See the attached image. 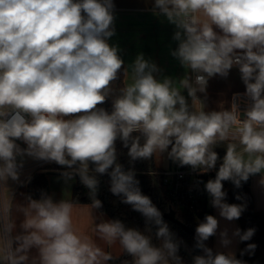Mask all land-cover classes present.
<instances>
[{"label": "clouds", "instance_id": "1", "mask_svg": "<svg viewBox=\"0 0 264 264\" xmlns=\"http://www.w3.org/2000/svg\"><path fill=\"white\" fill-rule=\"evenodd\" d=\"M113 8V0H0V185L19 182L25 157L55 162L69 169L62 173L66 181L79 176L91 208L100 209L94 173L107 174L111 193L141 213L146 226L156 227L160 244L119 219L102 217L94 227L97 237L109 246L118 243L132 258L130 264H182L178 243L161 212L142 194L135 171L117 162L116 142L128 149L130 161L166 152L179 166L202 173L217 168L221 158L214 149L227 142L215 178L204 187L220 217L239 219L245 206L225 202L223 182L239 188L259 174L264 186V0H154L153 10L177 29L178 46L171 55L194 74L179 82L158 79L159 69L142 54L124 68L118 48L108 43L115 34ZM233 67L249 101L244 119L235 102L239 93L219 111H205L197 95L206 92L210 78H226ZM122 69L124 75L130 69L132 82L119 89L111 112L106 111L98 105L113 94ZM26 199L17 205L22 231L13 235L16 224L7 219L0 226L2 264H29L33 248L38 255L31 264H109L114 259L75 228L72 202H57L45 193ZM218 227L213 215L198 224L196 247L203 254L193 264H243L232 252L214 253L205 245ZM254 232L236 228L232 238L248 241ZM219 236L223 247L232 243L227 229ZM255 247L248 244L245 251Z\"/></svg>", "mask_w": 264, "mask_h": 264}, {"label": "crops", "instance_id": "2", "mask_svg": "<svg viewBox=\"0 0 264 264\" xmlns=\"http://www.w3.org/2000/svg\"><path fill=\"white\" fill-rule=\"evenodd\" d=\"M113 4L115 34L109 38L108 43L118 48V54L124 60V68H128L136 60L137 56L142 54L145 60L154 63L159 69V72L156 73L158 79L162 80L168 77L179 82L186 75L192 79L193 73L185 69L171 55V52L178 46V41L173 39L177 29L175 25L160 15L158 10H153L154 0H113ZM131 82L129 69V74L124 75V85L126 86ZM209 84L210 81L207 87H209ZM181 91L189 104L190 97H188L187 90L182 89ZM220 94L215 88H211L210 91L207 90L205 97H201L205 111H207L206 108L208 107L206 104L207 97L219 96ZM216 107L220 110L221 103H217ZM226 145L227 142L224 145L215 147V149L225 152ZM36 161L37 159L23 161V166L19 169V182L9 179L5 185H0V226L5 222V219L8 222H14L16 229L13 235L22 231L19 225L23 216L18 211L17 205H25L27 203L26 182L31 176H29L32 170L30 165ZM53 163L55 162H51L49 165L46 164L40 171L47 173L49 196H52L54 201L57 202L61 199L69 201L75 184V177L66 181L62 173L69 170L56 163L55 166H52ZM172 163L173 161L168 158L166 152L161 154L159 158L154 157V166L158 171L169 168ZM259 180V174L250 177V191L253 196L255 211L264 212V186L259 184ZM209 205L212 215L219 221L217 234L212 236L213 251L215 253L232 252L236 257L240 249V241L238 238H232V232L239 228L237 220L227 221L219 216L218 209L212 207L210 203ZM72 215L74 226L80 233L89 236L98 246L106 252H110L113 257H118L122 254L118 243L109 246L100 240L94 232L95 224L100 222L101 217L104 220H110L107 215L99 212L98 209L91 208L90 204H73ZM225 229L228 230L229 237L232 238V243L227 248L220 244L219 236V233ZM37 255L35 248L30 250L29 264H31V258ZM2 256L3 253L0 252V257ZM0 264H2V261H0Z\"/></svg>", "mask_w": 264, "mask_h": 264}, {"label": "trees", "instance_id": "3", "mask_svg": "<svg viewBox=\"0 0 264 264\" xmlns=\"http://www.w3.org/2000/svg\"><path fill=\"white\" fill-rule=\"evenodd\" d=\"M124 70L122 69L118 75V79L113 83V94L108 97L105 103L98 105V107L104 108L106 111L111 112L112 100L115 95L118 94L119 89L124 87ZM67 118V117H66ZM135 135V134H134ZM117 160L124 170L133 169L136 173L135 178L139 181V187L142 194L147 195L153 205L155 204L156 196L153 191V177L158 182L159 191L162 202L157 208L161 214L163 220L168 224L170 232L173 234V239L178 245L190 253L202 255L201 249L196 247L195 229L198 222H202L206 215H212L211 208L208 202V193L205 190L203 201L197 210H180L172 206L166 192L161 186L160 177L154 172L158 170L154 166V157L148 160H136L130 161L128 156V149L123 147L121 141L116 142ZM219 157L222 158L225 152L220 149H215ZM56 164L53 163L52 166ZM94 165L90 164V169ZM217 168L211 172H208L204 179L207 182L209 179H214ZM69 170V169H68ZM99 181L97 199L102 202V207L98 209L99 212L108 216L110 220L119 219L126 227L135 228L146 235H151L152 243L159 246L160 241L156 238V227L152 225L146 226V221L143 215L132 209L131 205L122 203V196H116L110 191V177L107 174L94 173ZM153 174V175H152ZM47 173L35 172L26 182V193L33 199H39L42 193L49 195L48 181L46 178ZM153 176V177H152ZM75 184L72 189L70 202L73 204H91L89 197V190L80 182L78 175H75ZM223 190L226 192V203L229 204H242L245 206L241 217L236 219L241 231H246L249 228L255 229L254 235L248 241L240 242V249L236 258L241 260L243 264H264V212L255 211L253 204V196L250 191V178L247 182H242L239 188L235 187L231 181L223 182ZM240 196L241 199H236ZM146 227H151V232L146 231ZM209 248H212V237L204 242ZM248 244L256 245L253 252L245 251ZM214 252V251H213ZM215 253V252H214ZM182 261H187V257L178 248L177 253ZM132 258L125 253H122L118 257H114L109 264H125V262H131Z\"/></svg>", "mask_w": 264, "mask_h": 264}, {"label": "built area", "instance_id": "4", "mask_svg": "<svg viewBox=\"0 0 264 264\" xmlns=\"http://www.w3.org/2000/svg\"><path fill=\"white\" fill-rule=\"evenodd\" d=\"M216 30L219 31V29ZM232 69L238 70L237 67H233ZM214 77L210 78L209 81ZM192 79H194V74L192 75ZM237 93H239L240 96L235 102L238 104L241 111V119H244L243 110L247 107L249 101L248 98L243 95V91H237L230 95L229 106L233 102L234 94ZM198 97L203 103L201 96L198 95ZM189 107L190 110H192L191 98L189 99ZM200 107L201 106L199 104L196 105L197 110H199ZM16 143L19 144L21 148L27 147V145L21 140H17ZM222 158L218 160L217 165L222 162ZM48 163L51 162L37 160L36 162L32 163L30 165L32 170L29 176L35 172L41 171ZM208 172L202 173L199 170L194 172L190 166H179L178 163L173 162L169 168L159 170L154 172V174L160 177L161 186L166 192L173 207L180 210L194 211L199 208L200 203L203 201V196L205 193L204 185L206 184L204 176Z\"/></svg>", "mask_w": 264, "mask_h": 264}, {"label": "rangeland", "instance_id": "5", "mask_svg": "<svg viewBox=\"0 0 264 264\" xmlns=\"http://www.w3.org/2000/svg\"><path fill=\"white\" fill-rule=\"evenodd\" d=\"M211 88L217 89L221 94L219 96H208L206 100L207 111H219L216 107L217 103H221L220 110L229 107V96L237 91L245 92V85L243 84L240 73L236 69H231L229 75L226 78L216 75L212 80H210L209 87L206 88L205 93H197L201 97H205L207 90L210 91ZM24 160H34L31 157H25ZM49 165V163H48ZM47 165V166H48ZM51 165V164H50ZM211 197L208 195V202L210 203ZM199 224V222H198ZM198 226V225H197Z\"/></svg>", "mask_w": 264, "mask_h": 264}, {"label": "water", "instance_id": "6", "mask_svg": "<svg viewBox=\"0 0 264 264\" xmlns=\"http://www.w3.org/2000/svg\"><path fill=\"white\" fill-rule=\"evenodd\" d=\"M153 175V174H152ZM153 177V176H152ZM153 191L155 193L156 196V200H155V204L154 206H156L157 208L160 206L162 199H161V195H160V191H159V186H158V182L155 179V177H153ZM181 252L187 256V258L190 260V263L193 264V258L195 256H193L189 251H187L186 249H184L182 246L179 245L178 247ZM182 264H186L185 262H182Z\"/></svg>", "mask_w": 264, "mask_h": 264}, {"label": "flooded vegetation", "instance_id": "7", "mask_svg": "<svg viewBox=\"0 0 264 264\" xmlns=\"http://www.w3.org/2000/svg\"><path fill=\"white\" fill-rule=\"evenodd\" d=\"M191 254H192V253H191ZM192 255L195 256L194 254H192ZM185 256H186V255H185ZM186 257H187V256H186ZM182 262H185L186 264H191V263H190V260H189L188 258H187V261H184V260H183Z\"/></svg>", "mask_w": 264, "mask_h": 264}]
</instances>
